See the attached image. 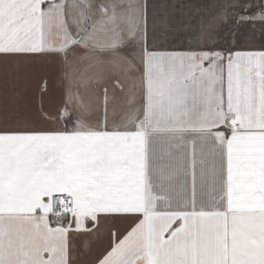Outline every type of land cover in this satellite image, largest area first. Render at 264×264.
<instances>
[{
  "label": "snow or ice",
  "instance_id": "6c2138e0",
  "mask_svg": "<svg viewBox=\"0 0 264 264\" xmlns=\"http://www.w3.org/2000/svg\"><path fill=\"white\" fill-rule=\"evenodd\" d=\"M37 64L0 264H264V0H0V69Z\"/></svg>",
  "mask_w": 264,
  "mask_h": 264
},
{
  "label": "crops",
  "instance_id": "0c3cea01",
  "mask_svg": "<svg viewBox=\"0 0 264 264\" xmlns=\"http://www.w3.org/2000/svg\"><path fill=\"white\" fill-rule=\"evenodd\" d=\"M206 2V0H205ZM55 69L46 64L25 65L20 69H0V114L14 110L27 111L39 106L36 83L41 76L52 77L55 90ZM48 98H45V104Z\"/></svg>",
  "mask_w": 264,
  "mask_h": 264
}]
</instances>
